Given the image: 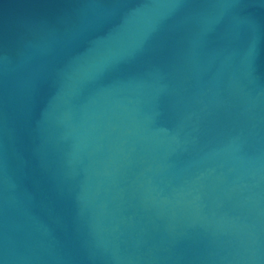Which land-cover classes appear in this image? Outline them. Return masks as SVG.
Wrapping results in <instances>:
<instances>
[{
    "label": "water",
    "instance_id": "1",
    "mask_svg": "<svg viewBox=\"0 0 264 264\" xmlns=\"http://www.w3.org/2000/svg\"><path fill=\"white\" fill-rule=\"evenodd\" d=\"M0 264H264V0H0Z\"/></svg>",
    "mask_w": 264,
    "mask_h": 264
}]
</instances>
